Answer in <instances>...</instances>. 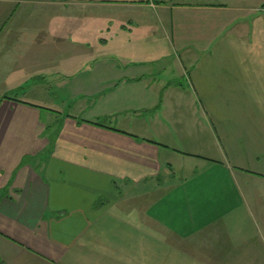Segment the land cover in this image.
Listing matches in <instances>:
<instances>
[{
  "label": "crops",
  "instance_id": "0c3cea01",
  "mask_svg": "<svg viewBox=\"0 0 264 264\" xmlns=\"http://www.w3.org/2000/svg\"><path fill=\"white\" fill-rule=\"evenodd\" d=\"M0 264H264V0H0Z\"/></svg>",
  "mask_w": 264,
  "mask_h": 264
},
{
  "label": "rangeland",
  "instance_id": "374dc122",
  "mask_svg": "<svg viewBox=\"0 0 264 264\" xmlns=\"http://www.w3.org/2000/svg\"><path fill=\"white\" fill-rule=\"evenodd\" d=\"M51 92L52 93L48 96L49 98H47L46 101L48 103L47 105L52 107L53 111H49L52 115L43 113V117L52 123L53 129H56L57 124L61 123L62 119H64L67 115H74L79 119H83V117H91L90 107H92L94 103L93 98H85L83 100L73 97L69 92L56 85L53 86V90ZM45 111L47 112V110H44V112ZM99 119L98 121L108 125H111L110 123H112L111 119L108 120L102 116ZM53 135L55 136L56 134Z\"/></svg>",
  "mask_w": 264,
  "mask_h": 264
},
{
  "label": "trees",
  "instance_id": "16d2710c",
  "mask_svg": "<svg viewBox=\"0 0 264 264\" xmlns=\"http://www.w3.org/2000/svg\"><path fill=\"white\" fill-rule=\"evenodd\" d=\"M27 159H24V161H26Z\"/></svg>",
  "mask_w": 264,
  "mask_h": 264
}]
</instances>
